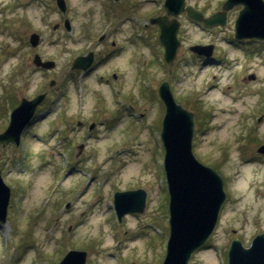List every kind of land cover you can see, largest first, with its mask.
<instances>
[{"label": "rangeland", "instance_id": "obj_1", "mask_svg": "<svg viewBox=\"0 0 264 264\" xmlns=\"http://www.w3.org/2000/svg\"><path fill=\"white\" fill-rule=\"evenodd\" d=\"M64 1L62 13L55 0H0V132L21 97L47 91L20 143L0 144V175L10 188L0 264H55L67 250L86 251L84 264H161L169 231L163 80L194 112L193 155L218 171L226 192L207 245L189 264H227L233 237L248 246L264 232V154L256 152L264 143V42L229 41L236 6L223 27H201L182 13L169 72L148 21L165 0ZM186 2L209 15L223 0ZM105 30L118 53L87 76L73 73V57ZM31 33L39 35L34 48ZM197 42L214 44V62L191 53ZM35 53L54 68H38ZM112 72L114 87L99 78ZM136 188L146 191L144 211L117 221L114 192Z\"/></svg>", "mask_w": 264, "mask_h": 264}, {"label": "water", "instance_id": "obj_2", "mask_svg": "<svg viewBox=\"0 0 264 264\" xmlns=\"http://www.w3.org/2000/svg\"><path fill=\"white\" fill-rule=\"evenodd\" d=\"M58 9L65 11L64 0H55ZM242 5L234 22L235 36L264 38V1L263 0H225L220 11L205 17L202 12L192 6L185 5V0H165L164 16L151 18L160 28L159 41L164 48V58L172 65L179 46L176 32L179 21L176 17L180 12L208 25L225 24L226 12L233 6ZM172 16V18H169ZM58 24H55L56 28ZM65 26L70 29L68 20ZM36 46L39 35L31 33L29 40ZM191 50L198 54L210 55L212 45H194ZM33 62L37 66L51 69L53 60H42L35 54ZM88 65L90 58L80 56L75 59ZM53 83V81H51ZM159 96L166 106L163 115L161 136L165 148L164 166L169 194V237L166 253L161 264H189V257L204 244L212 233L225 200L223 180L211 166L205 165L192 153L194 134L193 112L175 102L167 82L160 84ZM45 93L37 94L31 99L22 97L10 114L7 128L0 133L2 144L14 141L18 144L21 131L30 121L36 106L44 98ZM82 147V146H80ZM264 152V145L258 148ZM9 187L0 175V219L4 220L9 199ZM146 192L143 189L117 192L114 204L119 219L127 212H143ZM238 239H233L228 251V264H264V234L260 233L252 239L249 247L244 248ZM86 253L71 250L57 264H84Z\"/></svg>", "mask_w": 264, "mask_h": 264}, {"label": "flooded vegetation", "instance_id": "obj_3", "mask_svg": "<svg viewBox=\"0 0 264 264\" xmlns=\"http://www.w3.org/2000/svg\"><path fill=\"white\" fill-rule=\"evenodd\" d=\"M158 14H156V15H158ZM160 14L163 15L164 12H162V13L160 12ZM227 19H228V17H227ZM149 24H151L152 26L154 25L155 29H157V34H158L159 31H160V28H159L158 24L151 23V22ZM69 26H70V29H71V23H69ZM215 27H219V26H215ZM108 36H109L108 31L107 30L103 31L101 33V35L97 36L98 37L97 41H96L97 44H94L93 46L88 47V49H86L82 53L75 55L73 57V59L71 60L70 70L73 73H75V74H79V75H82V76H87V75L90 74V72L92 71L93 68H96L97 66H100V65H105L109 60H111L112 57L115 56L116 53H118V52H115L116 51V47L115 46L118 45V44H117L116 40H109ZM229 41L230 42L233 41V42L238 44V42L239 43H244L245 41H248V40L247 39H243L242 41L241 40L234 41V40L231 39ZM254 41H258V40H254ZM98 45H102V46H98ZM214 53L215 52L213 51V54ZM80 56L90 58V63H88V65H87V64H85L83 62H78V65H77L78 67L75 68L73 66V62H74V60L76 58H78ZM200 58H203V62L202 63H204V64H208V63H211V62L215 61L214 56H212L211 59L203 57V56H197V59H200ZM75 74H73V75H75ZM99 78H103L104 81L107 82V83H109V82L114 83V82H116L118 80L119 77H118V74L116 72H112V73L108 74L107 76L106 75L105 76L101 75V77H99ZM79 126L81 127L80 129H83L85 127V122H80Z\"/></svg>", "mask_w": 264, "mask_h": 264}]
</instances>
